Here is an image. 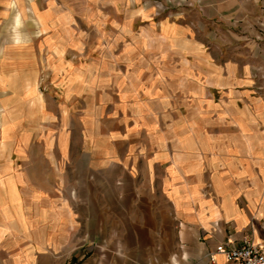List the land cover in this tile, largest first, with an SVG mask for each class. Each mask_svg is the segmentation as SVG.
Instances as JSON below:
<instances>
[{
    "label": "crops",
    "instance_id": "obj_1",
    "mask_svg": "<svg viewBox=\"0 0 264 264\" xmlns=\"http://www.w3.org/2000/svg\"><path fill=\"white\" fill-rule=\"evenodd\" d=\"M20 1L0 0V111L16 113L1 124L0 145L20 119L41 120L49 129L57 117L37 89L19 87L20 69L7 70L2 33ZM204 5L195 16L198 26L179 25V54L202 66L196 76L206 85L196 94L217 115L209 128L235 133L209 129L171 143L140 123L108 125L86 107L78 126L48 132V157L56 160L57 147L64 164L48 175L46 188L32 185L30 214L20 193L23 173L0 165V264H61L71 257L80 264H236L217 252L227 239L264 240V87L256 78L264 76V0ZM34 10L45 27L53 12ZM218 38L227 50L222 57L204 46ZM214 89L227 95L217 101ZM206 173L213 195L205 197L188 178L200 181Z\"/></svg>",
    "mask_w": 264,
    "mask_h": 264
},
{
    "label": "rangeland",
    "instance_id": "obj_2",
    "mask_svg": "<svg viewBox=\"0 0 264 264\" xmlns=\"http://www.w3.org/2000/svg\"><path fill=\"white\" fill-rule=\"evenodd\" d=\"M35 8L53 12L45 27ZM199 10L206 11L204 0H22L11 6L7 32L2 33V40L6 35L8 42L7 70L15 74L20 69L19 87L37 89L57 116L49 129L41 120H18L8 142L3 140L0 145V165L8 163L24 175L20 193L28 214L36 206L32 185L46 188L48 175L64 164L57 147L56 160L48 157V132L56 136L63 126H78L77 118L86 107L105 117L108 125L120 120L126 125L140 123L171 143L209 129L220 135L235 133L217 124L209 128L217 115L203 105L204 96L196 94L206 85L196 76L202 66L188 53L179 54V25L198 26L195 16ZM223 42L218 38L204 46L222 57L227 51ZM258 75V88H263L264 76ZM213 93L217 101L227 95L216 89ZM12 113L0 111V134L6 116L7 120L16 116ZM22 133L23 142L19 139ZM73 137L72 152L78 156L79 133ZM208 175L200 181L188 178L200 184L205 197L213 195ZM222 182L219 190L223 192ZM81 261L71 257L61 264Z\"/></svg>",
    "mask_w": 264,
    "mask_h": 264
},
{
    "label": "built area",
    "instance_id": "obj_3",
    "mask_svg": "<svg viewBox=\"0 0 264 264\" xmlns=\"http://www.w3.org/2000/svg\"><path fill=\"white\" fill-rule=\"evenodd\" d=\"M217 252L236 264H264V240L255 241L249 235L244 236L239 242L227 239L218 247ZM209 257L211 262H214V255L209 254Z\"/></svg>",
    "mask_w": 264,
    "mask_h": 264
}]
</instances>
